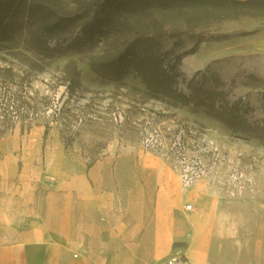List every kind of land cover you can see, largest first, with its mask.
Instances as JSON below:
<instances>
[{"label":"rangeland","instance_id":"obj_1","mask_svg":"<svg viewBox=\"0 0 264 264\" xmlns=\"http://www.w3.org/2000/svg\"><path fill=\"white\" fill-rule=\"evenodd\" d=\"M100 1L17 2L11 18L13 31L7 40L0 41L1 135L8 142L14 137L15 142L22 144L29 141L31 129L39 127L37 136L42 144L60 143L66 151H77L88 163L110 157L113 164L119 161L118 174L140 176L137 183L140 188L156 190L153 178L157 174L166 175V179L175 175L165 160L140 149L142 121L152 118L155 126L164 131L175 134L183 131L185 140L194 147L217 149L221 163L216 191L228 200L231 212L235 213L245 203L249 229L254 217L264 221V208H258V203L264 204V130L260 138L233 133L208 116L202 105L180 106L167 99L151 98L133 74L121 81H111L100 77L90 66L92 60L114 55L137 33L162 28L175 34L157 38L159 48L168 51V57L172 58L189 51L199 40L252 33L264 26V18L223 20L221 10L206 4L164 11L155 7L157 0H138L139 10L120 14L114 18L111 32L86 41L82 39L83 27L93 21ZM60 19L65 21L43 30L45 23L56 24ZM245 64L252 66L251 62ZM244 69L228 79H222L209 68L199 71L198 76L203 78L206 92H221L229 102L247 95L246 118L249 122L260 120L264 128V77L247 67ZM191 77L180 71L177 88L188 92L187 81ZM113 143L118 146L116 150H111ZM165 167L167 172L163 171ZM232 170L242 174L239 181H229ZM41 179L46 186L42 187L37 180L36 190L54 188L55 178L52 184L44 175ZM177 188L180 193L178 182ZM4 202L10 217L13 208L25 206L23 200ZM146 207L153 208L151 203ZM152 213L151 210V215L146 216L147 223L152 220ZM232 217L236 221V214ZM180 238L173 242L172 254L178 247H187V225Z\"/></svg>","mask_w":264,"mask_h":264},{"label":"crops","instance_id":"obj_2","mask_svg":"<svg viewBox=\"0 0 264 264\" xmlns=\"http://www.w3.org/2000/svg\"><path fill=\"white\" fill-rule=\"evenodd\" d=\"M245 67L264 77V26L202 41L180 60L188 77L209 68L228 79ZM38 133L39 127L31 129L22 144L0 135V264H152L172 255L186 225L188 245L173 252L180 250L189 264H264V221L254 217L249 229L244 202L231 212L216 191L218 175L179 193L178 177L165 163L176 177L157 174L156 190L140 188V176L118 174L119 161L88 163L60 143L42 144ZM117 147L113 143L111 150ZM43 175L56 179L53 189L36 190L37 180L46 186ZM5 199L25 206L13 208L10 217ZM186 204L193 210L186 211Z\"/></svg>","mask_w":264,"mask_h":264},{"label":"trees","instance_id":"obj_3","mask_svg":"<svg viewBox=\"0 0 264 264\" xmlns=\"http://www.w3.org/2000/svg\"><path fill=\"white\" fill-rule=\"evenodd\" d=\"M18 1L0 0V41L7 40L13 31L11 18ZM194 4H206L214 10H221L223 20L240 17L264 18V0H157L155 7L172 11L186 9ZM139 8L138 0H101L98 8L94 10L93 21L83 27L82 39L90 41L97 36L107 35L111 32L114 18L124 12L135 13ZM64 21L60 19L56 24L45 23L43 30L48 31L53 25ZM165 35L175 36L173 33H166L162 28L155 32L137 33L114 55L92 60L91 69L103 79L111 81H121L127 75L133 74L141 80L151 98L167 99L180 106L191 103L202 105L208 116L220 121L233 133L248 138H260L264 128L261 127L260 120L249 122L246 118L248 102H243L241 97L229 102L221 96V92H206L203 89V78L198 76L199 71L187 81L188 92L177 88L182 56L195 52L197 45L203 40H199L189 51L169 58V52L161 50L157 40Z\"/></svg>","mask_w":264,"mask_h":264},{"label":"built area","instance_id":"obj_4","mask_svg":"<svg viewBox=\"0 0 264 264\" xmlns=\"http://www.w3.org/2000/svg\"><path fill=\"white\" fill-rule=\"evenodd\" d=\"M243 102H248V96L241 97ZM152 118H144L140 130V149L165 160L178 177L180 188L188 190L205 178L215 177L220 171V156L217 149L197 148L190 145L185 139L183 131L173 133L164 131L160 126H155ZM52 184L53 177L45 176ZM229 181L235 182L242 178L237 170H232ZM186 211H192V205L184 206ZM152 264H189L188 258L180 251L163 258Z\"/></svg>","mask_w":264,"mask_h":264}]
</instances>
